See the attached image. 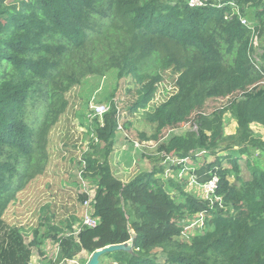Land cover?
I'll list each match as a JSON object with an SVG mask.
<instances>
[{"label":"trees","instance_id":"obj_1","mask_svg":"<svg viewBox=\"0 0 264 264\" xmlns=\"http://www.w3.org/2000/svg\"><path fill=\"white\" fill-rule=\"evenodd\" d=\"M263 35L264 0H219L202 8L187 0H0V224L17 195L45 173L49 136L69 108L67 94L88 76L113 71L118 80L142 84L133 115L149 108L161 72L179 73L178 92L147 116L156 133L139 137L156 143L165 130L196 126L160 145L159 166L123 182L110 162L119 110L112 102L103 118L89 116L85 125L96 135L91 145L104 150L88 158L85 169L98 187V226L75 235L82 216L64 205L70 219L47 221L45 235L36 230L28 240L13 231L0 248V264H32V253L43 257L38 246L48 240L58 246L59 264L130 241V252L102 258L117 264H264V167L249 166L251 180L237 183L241 156L252 149L264 154V140L254 132L255 125L264 130V45L254 56V40ZM218 99L227 103L210 111L208 104ZM92 104L101 105L93 98L89 113ZM227 113L236 122L233 135L225 134ZM222 150L234 153L220 157ZM162 153L187 163L164 165ZM208 155L232 170L216 160L201 165L199 156ZM193 160L198 180L190 186ZM214 176L220 180L215 195L204 190ZM86 199L76 201L81 206ZM191 233L195 237L187 238Z\"/></svg>","mask_w":264,"mask_h":264},{"label":"rangeland","instance_id":"obj_2","mask_svg":"<svg viewBox=\"0 0 264 264\" xmlns=\"http://www.w3.org/2000/svg\"><path fill=\"white\" fill-rule=\"evenodd\" d=\"M255 44L254 56L257 58L261 51L260 47L264 45V35L260 39L258 38ZM161 75H163V81L159 84L149 108L140 110L133 115L129 113V110L136 101L138 91L143 85H139L131 77L118 80L116 73L113 71L104 78L90 75L83 85L73 88L67 94L69 108L61 117L59 123L52 129L49 136L47 169L42 176L34 179L21 191L15 201L7 208L0 224V248L7 245L9 236L15 230H17L16 234L22 233L28 240H31L34 238L36 230L40 231V236L46 234L49 229L46 224L47 221L53 224V219H55V223L60 224L59 221L69 220L71 215L67 209H62L64 205L75 208L76 214L82 215L80 204L76 201L78 199L76 175L87 164L88 158H96L98 155L101 157L104 152L103 145L99 147L96 144L97 147L93 149L91 141L96 138V135H90L85 125V122L90 120L89 106L93 98L96 99L97 103L106 104L110 107L111 103L114 102L119 110V124L122 125L123 130L116 134L115 143L117 142L119 145H115V152L112 154L114 157L112 155L110 157L116 176L124 182H129L139 173L151 172L155 166H159V155L151 153L144 155L138 152L142 156L141 158L145 160L143 162L145 166L142 163L134 174H131L127 169L128 162L135 161L136 158L132 141H141L140 135L150 139L156 133L157 125L149 123L148 114L154 112L178 92L176 83L180 74L169 70L161 72ZM226 103L227 101H223V99L210 101L208 104L209 110L218 112ZM220 104H223V106ZM224 117L226 120L225 134H235L237 127L235 120L229 113ZM193 129H196L194 122L178 129L177 132H167L165 130L164 135L167 136L168 141L174 135H183ZM254 132L256 137L264 140V130L261 127L255 125ZM233 153L234 151L231 150H222L220 157L233 155ZM260 154L258 150L252 149L249 156H241L239 167L242 181L237 182L239 187L244 182L251 180L252 173L249 166L264 167V154ZM200 157L198 162L201 165L207 161L216 160V157L211 155H208L207 158ZM230 159L233 160V157ZM216 161L224 166L223 169L232 167L231 164L229 165L226 162ZM158 177L163 178L164 176L158 174ZM228 178L231 181L235 180L234 176H228ZM178 198V201L184 200L181 195H178ZM73 222L75 221L73 220ZM202 233L203 229L200 231V234ZM38 248L45 255L40 258L34 251L32 253V264H59L57 244L48 240ZM82 255L85 254H81L76 261L69 262V264H83ZM104 260V264H109L110 261L111 264H114V260L107 257L102 258L101 264Z\"/></svg>","mask_w":264,"mask_h":264},{"label":"built area","instance_id":"obj_3","mask_svg":"<svg viewBox=\"0 0 264 264\" xmlns=\"http://www.w3.org/2000/svg\"><path fill=\"white\" fill-rule=\"evenodd\" d=\"M219 0H187L189 7L191 8H202V7H214L215 3L218 2ZM230 6L234 9V11L239 14V8L236 4L231 3ZM240 22L243 26L248 27L249 22L247 19L242 18L240 16ZM256 42V40H254ZM110 110V106L106 104H101V105H91L90 107V116L91 117H99L103 118L105 114H107ZM123 128L122 125L119 124L118 126V133L122 132ZM178 130H170V132H177ZM167 142V136L163 137L160 139L158 142L154 143L152 141H138V140H133L132 141V146L134 151H137L141 154H157V151L160 147V145H163ZM203 154H205L203 152ZM162 158L166 157L163 164L166 165L167 163H176L179 162L180 164H185L187 163V160H177L172 157H167L164 153L161 154ZM200 157V156H199ZM197 158V157H196ZM87 164L82 167L77 175H78V183H77V198L87 196V199L82 202L81 204V209H82V222L75 226L74 234L78 235L79 232L84 228H91L94 229L98 226L99 224V219L95 216V210H94V199H95V194L97 191V186L93 183V180L91 178H86L85 176V169H86ZM224 167V166H223ZM198 169L195 164L194 160L191 162V174L186 178L190 179V186L192 184H195L197 182L198 178L194 176L195 170ZM226 169L231 170L232 167H227ZM197 184V183H196ZM220 184L219 177L214 176L213 179H211L207 184L204 185V190L209 193L212 192V194H216L218 191ZM198 185V184H197ZM203 187V185L201 186ZM187 238H194L195 234H189L186 235Z\"/></svg>","mask_w":264,"mask_h":264},{"label":"water","instance_id":"obj_4","mask_svg":"<svg viewBox=\"0 0 264 264\" xmlns=\"http://www.w3.org/2000/svg\"><path fill=\"white\" fill-rule=\"evenodd\" d=\"M131 250H132V241L126 244H122V245H112V246L97 250L95 253H93L90 256L86 264H100L101 258L108 253H114L118 251L130 252Z\"/></svg>","mask_w":264,"mask_h":264},{"label":"crops","instance_id":"obj_5","mask_svg":"<svg viewBox=\"0 0 264 264\" xmlns=\"http://www.w3.org/2000/svg\"><path fill=\"white\" fill-rule=\"evenodd\" d=\"M116 145H119L117 142H116ZM151 153V152H150ZM135 154H136V158H135V161H132V162H128L127 164V169H129V171L131 172V174H134L140 167V165L145 161L143 158H141L142 156H140V154L135 151ZM112 157H114V155H112ZM143 166H145V163H143ZM149 172V171H148ZM122 180V179H121ZM123 181V180H122ZM124 182V181H123ZM96 185V184H95ZM77 226V225H76ZM85 254V253H83ZM82 260L83 262L82 263H85L86 261L88 262L90 256L85 254V255H82ZM105 260L103 261L102 264H104ZM101 264V263H100ZM111 264V261L110 263ZM114 264H117L114 262Z\"/></svg>","mask_w":264,"mask_h":264}]
</instances>
